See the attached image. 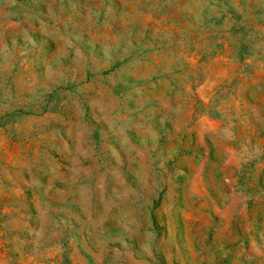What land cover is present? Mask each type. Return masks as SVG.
Segmentation results:
<instances>
[{
  "label": "rangeland",
  "instance_id": "1",
  "mask_svg": "<svg viewBox=\"0 0 264 264\" xmlns=\"http://www.w3.org/2000/svg\"><path fill=\"white\" fill-rule=\"evenodd\" d=\"M0 264H264V0H0Z\"/></svg>",
  "mask_w": 264,
  "mask_h": 264
}]
</instances>
